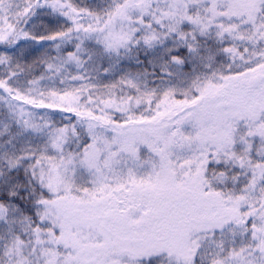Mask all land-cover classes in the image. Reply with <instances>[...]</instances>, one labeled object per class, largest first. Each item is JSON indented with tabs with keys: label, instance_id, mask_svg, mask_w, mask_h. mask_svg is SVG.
Segmentation results:
<instances>
[{
	"label": "snow or ice",
	"instance_id": "6c2138e0",
	"mask_svg": "<svg viewBox=\"0 0 264 264\" xmlns=\"http://www.w3.org/2000/svg\"><path fill=\"white\" fill-rule=\"evenodd\" d=\"M0 264H264V0H0Z\"/></svg>",
	"mask_w": 264,
	"mask_h": 264
}]
</instances>
